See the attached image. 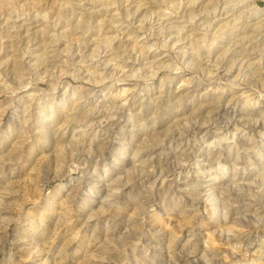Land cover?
I'll return each instance as SVG.
<instances>
[{
    "label": "rangeland",
    "instance_id": "374dc122",
    "mask_svg": "<svg viewBox=\"0 0 264 264\" xmlns=\"http://www.w3.org/2000/svg\"><path fill=\"white\" fill-rule=\"evenodd\" d=\"M0 264H264V0H0Z\"/></svg>",
    "mask_w": 264,
    "mask_h": 264
}]
</instances>
